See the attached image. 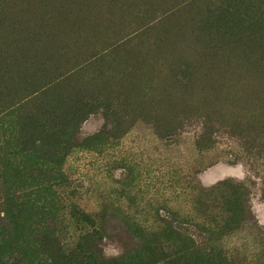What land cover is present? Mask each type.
<instances>
[{
  "label": "rangeland",
  "instance_id": "1",
  "mask_svg": "<svg viewBox=\"0 0 264 264\" xmlns=\"http://www.w3.org/2000/svg\"><path fill=\"white\" fill-rule=\"evenodd\" d=\"M176 234L264 264V0H0V264Z\"/></svg>",
  "mask_w": 264,
  "mask_h": 264
},
{
  "label": "trees",
  "instance_id": "2",
  "mask_svg": "<svg viewBox=\"0 0 264 264\" xmlns=\"http://www.w3.org/2000/svg\"><path fill=\"white\" fill-rule=\"evenodd\" d=\"M171 237H166L169 240ZM175 241L172 247L162 246L160 249L161 254L166 255L156 260L165 262L166 264H230L231 258L228 254L218 246L211 247H198L193 241L181 238L176 234ZM167 249H171L170 253H166ZM154 249H150L147 257L130 258L126 261L124 258L114 259L112 261L103 260L102 264H150L155 260H150ZM67 264H101L96 262L92 257L81 258L79 255L70 254L66 256Z\"/></svg>",
  "mask_w": 264,
  "mask_h": 264
}]
</instances>
